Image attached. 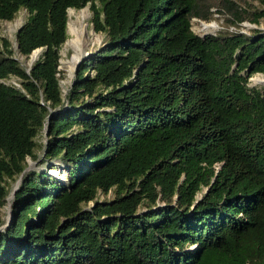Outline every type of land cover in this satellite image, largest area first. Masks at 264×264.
Here are the masks:
<instances>
[{
  "label": "trees",
  "instance_id": "trees-1",
  "mask_svg": "<svg viewBox=\"0 0 264 264\" xmlns=\"http://www.w3.org/2000/svg\"><path fill=\"white\" fill-rule=\"evenodd\" d=\"M258 2L0 0V20L27 11L15 46L0 35V264H264V26L240 27ZM87 3L105 39L62 94L67 9ZM213 5L233 27L197 34Z\"/></svg>",
  "mask_w": 264,
  "mask_h": 264
},
{
  "label": "rangeland",
  "instance_id": "rangeland-1",
  "mask_svg": "<svg viewBox=\"0 0 264 264\" xmlns=\"http://www.w3.org/2000/svg\"><path fill=\"white\" fill-rule=\"evenodd\" d=\"M235 4L244 10L254 8L259 5L258 0H234ZM217 6H211V17L207 20L201 19L199 17L193 16L190 19L191 22V29L196 32L197 34H202L203 32H215L218 28L227 26L228 28H232L233 25L229 22L228 18H233L230 11H227L225 8L223 10H218ZM83 10V12H81ZM91 14L92 11L89 7V3L85 4L83 7L80 8H70L67 9V23H66V38L61 43L59 47V82L61 85L62 94L65 92L66 87L68 83L70 82L71 77L74 74L75 68L79 61L82 60L87 54H89L91 51L96 49L99 45H101L105 39V33L102 31H95L92 26L91 22ZM27 15V11L25 8H19L14 16L11 19H2L0 20V35L5 36L8 38V40L11 42L12 46H15V33L17 28L20 26V24L25 20V17ZM74 24L76 27H86L87 36L89 39L91 38L90 32L93 31L95 34V39L93 44L88 45L85 49V51L78 56V58L73 63L72 67L69 66L68 62L72 60L74 51L70 47L66 45L67 40L71 37L69 34V23ZM208 23L212 26L204 30L203 24ZM263 27L264 26V19H260L258 23L250 22L248 19H244L240 22L241 30L248 31L250 27ZM95 43V44H94ZM93 45V46H92ZM41 51V49H40ZM39 51V53H40ZM16 58L20 61L22 65L29 66L36 57L32 58L31 53L28 56L19 54L18 52L15 53ZM75 64V65H74ZM72 68V69H71ZM7 83H13L18 85V78L16 76H9L6 79H3ZM248 85H256L261 86L264 85V74L261 72H255L248 78ZM38 142H43L45 140V132L40 131L37 136ZM36 153L39 154L41 152V146H38L35 148ZM26 169H31L34 167H46V162L41 163L38 158L32 159L30 156H26ZM49 170L53 171L57 175L64 177L65 170L61 168H49ZM20 177H16L14 179H6V185L8 188V195L11 192L12 188L16 187L19 182ZM108 192V196H109ZM7 195V196H8ZM89 202L86 204L88 205ZM2 217L4 220H8L10 217V204L6 203L1 208Z\"/></svg>",
  "mask_w": 264,
  "mask_h": 264
},
{
  "label": "bare ground",
  "instance_id": "bare-ground-1",
  "mask_svg": "<svg viewBox=\"0 0 264 264\" xmlns=\"http://www.w3.org/2000/svg\"><path fill=\"white\" fill-rule=\"evenodd\" d=\"M70 12H71V8H70ZM81 12H83V10ZM211 26H212L211 24L204 23L203 24V29L207 30ZM69 34L71 35V37L67 40L66 45L68 47H70L71 49H73L72 51H74L72 60L68 62L69 66L72 67V65L75 62V60L78 58L79 55H81L85 51L86 47L88 45L93 44V42H95L94 41L95 34H94L93 31H91L90 32L91 38L89 39V37L87 36V31H86V27L85 26L76 27L71 22L69 23ZM34 52L35 51H33L31 53V57L32 58L37 57L38 54H40L39 51H36L35 53Z\"/></svg>",
  "mask_w": 264,
  "mask_h": 264
},
{
  "label": "water",
  "instance_id": "water-1",
  "mask_svg": "<svg viewBox=\"0 0 264 264\" xmlns=\"http://www.w3.org/2000/svg\"><path fill=\"white\" fill-rule=\"evenodd\" d=\"M70 8H71V7H70ZM40 49H41V46L36 47V48H34V49L31 51V53H32L33 51H40ZM26 168H27V166H26L24 169H26ZM15 189H16V187L12 188L11 192H10L9 195L7 196V199H9V198L13 195V192H14ZM8 204H9V203H8Z\"/></svg>",
  "mask_w": 264,
  "mask_h": 264
},
{
  "label": "built area",
  "instance_id": "built-area-1",
  "mask_svg": "<svg viewBox=\"0 0 264 264\" xmlns=\"http://www.w3.org/2000/svg\"><path fill=\"white\" fill-rule=\"evenodd\" d=\"M98 196L100 197V198H102V194L99 192L98 193ZM92 201H89V203H91Z\"/></svg>",
  "mask_w": 264,
  "mask_h": 264
}]
</instances>
